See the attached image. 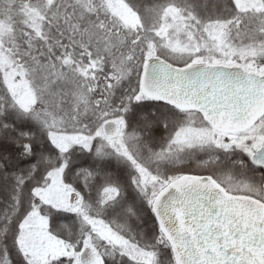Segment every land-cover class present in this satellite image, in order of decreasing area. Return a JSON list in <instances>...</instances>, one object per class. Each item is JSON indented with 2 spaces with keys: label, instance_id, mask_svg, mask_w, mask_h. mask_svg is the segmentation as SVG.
<instances>
[{
  "label": "snow or ice",
  "instance_id": "obj_1",
  "mask_svg": "<svg viewBox=\"0 0 264 264\" xmlns=\"http://www.w3.org/2000/svg\"><path fill=\"white\" fill-rule=\"evenodd\" d=\"M0 264H264V0H0Z\"/></svg>",
  "mask_w": 264,
  "mask_h": 264
}]
</instances>
